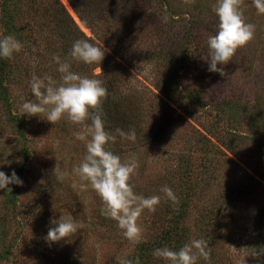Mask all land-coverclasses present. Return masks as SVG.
I'll list each match as a JSON object with an SVG mask.
<instances>
[{
	"label": "rangeland",
	"instance_id": "obj_1",
	"mask_svg": "<svg viewBox=\"0 0 264 264\" xmlns=\"http://www.w3.org/2000/svg\"><path fill=\"white\" fill-rule=\"evenodd\" d=\"M57 1L111 59L105 71L77 61L71 70L103 83L115 77L116 94L129 103L124 131L135 129L136 141L117 136L107 147L122 160L135 154L134 191L149 197L161 195L164 185L172 188L187 210L185 244H208L209 259L197 264H264V14L244 0L246 22L256 26L254 39L221 65L222 76L201 58L208 36L218 30L216 0H135L139 6L131 11L126 0H92L91 7L86 1L90 26L68 0ZM33 2L19 0L20 13L13 12L30 34L0 73L8 77L12 111L20 123L27 121L21 137L7 126L0 131V171L18 172L23 180L15 202L9 201L13 190H0V264H118V257L137 256V247L117 225L112 231L100 224L102 201L72 174L86 152L74 136L78 126L66 118L53 125L20 110L26 99H35L32 75L59 81L52 57L70 59L72 47L58 51L54 18L39 0ZM1 22L0 39L6 36ZM1 98L0 116L6 118ZM57 161L63 179L54 173ZM146 211L139 221L142 240L155 236L153 214ZM69 214L84 227L69 239L48 242L51 222Z\"/></svg>",
	"mask_w": 264,
	"mask_h": 264
},
{
	"label": "clouds",
	"instance_id": "obj_2",
	"mask_svg": "<svg viewBox=\"0 0 264 264\" xmlns=\"http://www.w3.org/2000/svg\"><path fill=\"white\" fill-rule=\"evenodd\" d=\"M252 5L258 14H264V0H252ZM243 7L244 0H216L213 5V12L219 19L218 30L208 36L207 53L201 57L208 64L210 72L224 76L226 73L221 65H228L237 50L254 39L256 26L246 22ZM22 48L23 45L14 35L4 36L0 39V58L10 59ZM68 56L70 59H61L59 55L52 57L58 66L59 81L50 75H32L30 90L35 99H26L22 103V116L43 115L53 125L66 118L78 126L79 130L74 136L84 143L86 152L80 163L73 167L72 174L79 178L82 189L90 187L99 196L103 203L101 215L116 221L122 235L129 242L139 244L143 238V228L139 221L145 210L154 213L162 199L178 204V197L167 185L161 187V195L145 197L137 194L131 183L139 166L135 154H129L122 160L108 149L109 143H115L117 136L135 142L136 131L130 129L125 132L119 127L114 133L107 131L102 108L109 95L107 88L100 79L71 70V61L88 65L101 64L105 52L86 39H78L73 42ZM54 173L60 174L59 178L63 179L64 174L60 172L58 161ZM13 184L23 186V180L15 171L11 176L0 171V190L11 192L9 185ZM51 223L54 227L49 228L46 237L50 243L69 239L84 227L71 214L60 216L59 220L54 219ZM207 247L206 240L192 239L179 250L164 246L154 249L152 255L167 264H197L200 258L209 259ZM117 261L118 264H140L139 258L133 262L118 257Z\"/></svg>",
	"mask_w": 264,
	"mask_h": 264
},
{
	"label": "trees",
	"instance_id": "obj_3",
	"mask_svg": "<svg viewBox=\"0 0 264 264\" xmlns=\"http://www.w3.org/2000/svg\"><path fill=\"white\" fill-rule=\"evenodd\" d=\"M34 0H29V3H34ZM71 6L74 8V10L78 13L80 18L85 22V24H88L87 17H85L83 7L85 6L86 1L92 6V0H68ZM124 1V0H123ZM40 4L44 5L45 13H47L49 16H52L54 18L55 27H56V40L58 43L62 46L58 47V51H61L62 53H67V47L69 44H73L74 41L78 39H86L90 42V39L86 38L83 33L80 31V29L73 23V21L68 17L66 12L64 11L63 7L58 3L57 0H39ZM29 3L26 5L28 7ZM126 3L129 4L130 8L129 10H136V8L139 5H136L135 0H126ZM19 0L17 3L13 0H1L0 1V20H2L1 24L3 25V28L5 29L6 36L7 35H14L17 40H19L21 43L28 42L29 38V30L21 25V22L16 17L13 12L20 13V7L18 6ZM10 6V8H9ZM89 7V8H90ZM88 8V5L84 7ZM19 9V10H18ZM25 10V9H24ZM94 11L96 9H93ZM75 12V13H76ZM93 12V11H92ZM77 15V16H78ZM79 18V17H78ZM79 18V19H80ZM80 19V21H81ZM82 22V21H81ZM83 23V22H82ZM84 25V24H83ZM90 26V25H89ZM31 29V28H29ZM114 35V34H113ZM116 36V35H114ZM92 41V40H91ZM45 44V43H44ZM109 49L113 51V45L110 43L107 45ZM52 45H50L51 48ZM105 52V51H104ZM105 54L108 56V54L105 52ZM111 61L110 57H104L101 64H93L96 67H100L102 71H105V62ZM113 62L119 65L114 59ZM9 66V61L7 58H0V73L1 71H4ZM6 76V75H5ZM3 75H0V96L1 102L6 107L7 117L4 118L3 116H0V131H3L5 127L7 126L10 128H13L18 136H22L24 129L26 128L27 124H24L26 121L23 119L20 123L18 121L19 117L17 114H15L12 109L11 105L8 103V91L6 88V83H8V77ZM111 78L110 82L106 80V82L109 83H103V86L107 88L108 90V97L104 100L102 108L104 112V122H105V128L109 132L115 131L116 128H121L125 130L128 123V116L126 115L127 110H125V106L128 107L129 103H124V100H121L120 97L116 94V89L113 82L115 81V77H109ZM101 79V78H100ZM27 122V121H26ZM114 154L115 152L112 151ZM1 155V153H0ZM1 157V156H0ZM20 178V174L16 173ZM13 186V193L11 198H9V201L15 202L16 193L18 192V186L17 185H11ZM180 191L183 190L182 186H179ZM101 200V199H100ZM185 206L182 204H173L171 201L166 202L164 200L161 201V203L157 206V210L152 213V220H151V227L152 230L155 232V236L153 239L148 240H142L139 244H136L137 247V256H134L131 260L135 262L136 258H139L140 264H154L151 259L153 257L152 253L153 250L159 247L167 246L172 250H179L184 244H185V238L183 235V231L187 230V220L188 217L186 216V211H183V208ZM148 212V211H146ZM149 213V212H148ZM103 220L101 219L99 222L103 226H108L112 228L114 231L117 225V222L113 224V220L111 218H107L102 215ZM160 264H163V261H161Z\"/></svg>",
	"mask_w": 264,
	"mask_h": 264
}]
</instances>
